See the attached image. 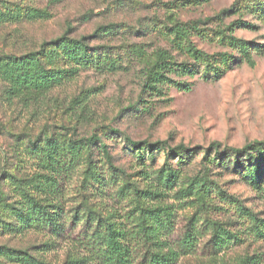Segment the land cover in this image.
Instances as JSON below:
<instances>
[{"label":"rangeland","instance_id":"374dc122","mask_svg":"<svg viewBox=\"0 0 264 264\" xmlns=\"http://www.w3.org/2000/svg\"><path fill=\"white\" fill-rule=\"evenodd\" d=\"M263 141L264 0H0V264H99L89 214L141 211L173 264H264Z\"/></svg>","mask_w":264,"mask_h":264},{"label":"trees","instance_id":"16d2710c","mask_svg":"<svg viewBox=\"0 0 264 264\" xmlns=\"http://www.w3.org/2000/svg\"><path fill=\"white\" fill-rule=\"evenodd\" d=\"M111 29V27H109ZM108 29V30H110ZM64 39H59L54 42V44H60L63 42ZM78 44L83 45L86 47L85 41H78ZM169 55L165 52H161L159 55V60L156 62H151L149 64L151 68L150 72V83L151 86H155V82L160 80L161 84L166 83L167 81H164L161 75V62H166L169 60ZM33 61H37V55L36 58H32ZM190 73V72H188ZM185 70L182 71V75L188 74ZM191 74V73H190ZM23 77V75H20V78ZM55 81L52 79H44L39 78L36 84L39 86V88L47 89L50 88ZM157 88V87H153ZM178 88L183 91H189L191 89V85L188 83H178ZM100 141V138L98 135H93L88 139H82L81 141H75L74 143L77 144L78 142H85L86 144L93 145ZM132 144L135 147L141 146L142 143L139 142H132ZM158 144H166V142H161ZM215 147H219L218 143L214 144ZM264 147V141L257 143V145H247L243 149H233L236 154H239L241 152H250L256 148ZM104 149L106 150V147L104 146ZM89 216L94 219V221H97V234L98 237L95 241V246L100 244L98 249L93 250V254H95V257L93 258V261L95 259L100 260L99 264H133V255H132V249H131V241L132 240H138L140 243L143 244V248H146L147 253L145 255V259L147 261L146 264H173L176 261V258L173 257H166L163 254H160L158 252L159 245L155 242H153L151 236H150V226L146 224L147 219H151L152 221H156L160 227L163 228V221L160 218L159 215H153L149 214L147 211H141V216L138 217V231L136 233H132L126 229H123L121 233H117L113 229V225H111L106 218L102 217L99 214H96L94 212H91ZM91 219V220H92ZM93 222V221H92ZM214 228V238L213 241L215 242V246H217L220 250L223 248L225 244L224 237L218 233L219 229L216 227L217 225L212 224ZM196 240L195 234L193 232H190L187 235L186 243L190 246H193V242ZM101 242V243H100ZM190 250V249H188ZM148 258V259H147ZM259 262L255 259H247L246 264H258Z\"/></svg>","mask_w":264,"mask_h":264}]
</instances>
